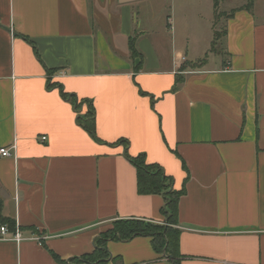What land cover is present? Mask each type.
Segmentation results:
<instances>
[{
    "label": "crops",
    "instance_id": "0c3cea01",
    "mask_svg": "<svg viewBox=\"0 0 264 264\" xmlns=\"http://www.w3.org/2000/svg\"><path fill=\"white\" fill-rule=\"evenodd\" d=\"M139 1L0 0V214L27 237L0 240V264H70L116 219L168 224L125 149L184 189L179 264H264V0H148L169 48ZM57 85L92 101L97 140ZM106 247L101 264L173 261L144 235Z\"/></svg>",
    "mask_w": 264,
    "mask_h": 264
},
{
    "label": "trees",
    "instance_id": "16d2710c",
    "mask_svg": "<svg viewBox=\"0 0 264 264\" xmlns=\"http://www.w3.org/2000/svg\"><path fill=\"white\" fill-rule=\"evenodd\" d=\"M251 4L252 0H248L244 8L249 9ZM232 13L233 12H231L229 16L232 15ZM216 36L218 35L215 33V39ZM128 41L131 58L139 57L142 60L143 55L136 47V37H130ZM57 87H59L60 95L64 99L72 101V103L75 105V109L78 110L82 103L87 105V111L85 115H77V121L84 130H86L95 140H97L96 131L93 128V121L90 124L91 119L93 120L95 116L92 101L87 99L79 100L73 94L67 93L61 85H57ZM125 144H127V142ZM127 146L128 144L126 147ZM124 155L135 166L137 173L136 188L138 189V192L142 194L158 193L163 195L165 206L162 211L166 216L168 224L164 225L143 219L123 218L113 220L110 226L104 231L100 232V235L96 238L94 252L80 255V257H74L69 260L70 264H76L79 262L104 263L110 257V253L106 247V244L110 239L123 241L132 239L138 235L151 237V246L154 247L156 252L161 254L164 253L166 256L169 254L173 260L172 264H179L175 254V243L178 231L173 230L170 224L175 223L178 199L183 194L184 189H175L173 187L171 177L165 174L158 164L148 163L143 153L137 154L136 156H131L127 149H125ZM1 208L2 206L0 200V212ZM0 221H2V223L8 222L10 224L9 228L14 230L15 225L13 221H10L8 218H2L1 214ZM53 256L58 261V263L67 264L57 255L53 254Z\"/></svg>",
    "mask_w": 264,
    "mask_h": 264
},
{
    "label": "rangeland",
    "instance_id": "374dc122",
    "mask_svg": "<svg viewBox=\"0 0 264 264\" xmlns=\"http://www.w3.org/2000/svg\"><path fill=\"white\" fill-rule=\"evenodd\" d=\"M240 1H235V3H238ZM234 3V4H235ZM137 6V11H141L144 13L147 18V23L146 26H149L151 31L153 32L155 39L159 40L160 44H163L164 48L168 47L169 48V40L170 39V30L168 29V25H166V17L164 18L161 16V12L159 11V7H155L153 5H150L148 0L146 1H139L136 3ZM170 11H168L169 13ZM162 24L164 25L165 28V34L161 33L160 28L162 27ZM210 55V54H209ZM211 62V60H210Z\"/></svg>",
    "mask_w": 264,
    "mask_h": 264
},
{
    "label": "built area",
    "instance_id": "2783aa9c",
    "mask_svg": "<svg viewBox=\"0 0 264 264\" xmlns=\"http://www.w3.org/2000/svg\"><path fill=\"white\" fill-rule=\"evenodd\" d=\"M9 155H11V150L9 147H5V146L0 147V157L9 156ZM24 238H27V237H24L21 234L17 226H15L13 231H10L6 223L0 225V240H3V241L14 240L16 242H20ZM35 238L28 237V239H35Z\"/></svg>",
    "mask_w": 264,
    "mask_h": 264
},
{
    "label": "water",
    "instance_id": "95a60500",
    "mask_svg": "<svg viewBox=\"0 0 264 264\" xmlns=\"http://www.w3.org/2000/svg\"><path fill=\"white\" fill-rule=\"evenodd\" d=\"M119 3H129V2H132V1H137V0H118Z\"/></svg>",
    "mask_w": 264,
    "mask_h": 264
}]
</instances>
